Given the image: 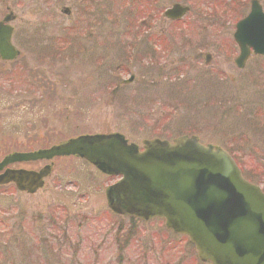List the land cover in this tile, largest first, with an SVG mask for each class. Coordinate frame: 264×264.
<instances>
[{
  "label": "rangeland",
  "instance_id": "obj_1",
  "mask_svg": "<svg viewBox=\"0 0 264 264\" xmlns=\"http://www.w3.org/2000/svg\"><path fill=\"white\" fill-rule=\"evenodd\" d=\"M243 1L93 0L95 12L90 6L75 12L79 0H0V18L6 6L17 15L14 43L28 47L22 58L39 90L29 98V91H14L10 98L22 97L14 101L0 82V157L14 146L43 148L84 133L120 132L138 145L194 135L234 151L244 173L264 182V136L245 123L248 113L264 112V57L251 56L242 69L234 65L232 34L247 11L249 0ZM174 2L190 11L167 22L162 12ZM62 6L74 10L66 16ZM155 6L158 38L148 19ZM76 19L90 22L85 32L138 37L116 52L95 34V45L83 49L73 41ZM55 40L62 44L50 45ZM115 180L66 157L33 194L1 187L0 264H206L162 220L112 213L104 188Z\"/></svg>",
  "mask_w": 264,
  "mask_h": 264
},
{
  "label": "water",
  "instance_id": "obj_2",
  "mask_svg": "<svg viewBox=\"0 0 264 264\" xmlns=\"http://www.w3.org/2000/svg\"><path fill=\"white\" fill-rule=\"evenodd\" d=\"M188 7L174 4L165 12L182 16ZM11 15L5 17L10 20ZM0 22L2 49L9 58V29ZM242 67L250 49L264 54V14L252 8L233 35ZM1 42V41H0ZM209 56L207 55V58ZM85 158L107 175L121 178L105 190L107 206L117 214L149 220L164 218L165 227L188 236L201 261L211 264H264V193L245 180L231 156L222 148L203 145L196 136L143 140V150L120 133L80 135L29 153H11L0 169L13 161L51 158L55 155ZM45 170H8L0 182L13 180L20 190L42 186Z\"/></svg>",
  "mask_w": 264,
  "mask_h": 264
},
{
  "label": "flooded vegetation",
  "instance_id": "obj_3",
  "mask_svg": "<svg viewBox=\"0 0 264 264\" xmlns=\"http://www.w3.org/2000/svg\"><path fill=\"white\" fill-rule=\"evenodd\" d=\"M83 1L84 0H79V2H81L83 5H81V3H80L75 8V12H79V11L83 12L84 9L89 8V6L91 9L93 8V12H95L97 10L95 8L96 5L94 4L93 0H87V2H85V1L83 2ZM243 2H245V0ZM252 2L254 3V5L259 4L261 7V10L264 13V0H249V3H248L249 5L245 4L248 7H247L246 14H244V16L247 15V13L250 11L251 6H252ZM152 5H153V3H152ZM241 7H244V3H242ZM67 8H69V10L66 8L64 9L62 6L60 11L63 15L69 16L71 14L72 10H74V9L71 10L70 7H67ZM150 12L151 13H148V19H149V21H151V23H153L152 27H154V29L155 28L157 29V30L156 29L154 30L155 32H153V35H156V37L158 38L159 35H162L160 32L159 26H158L159 25L158 23L160 22V20H159V15H160L159 8L155 6V9H153V10L151 9ZM95 18L97 20H99V18L97 16H95ZM167 22H169V21L167 20ZM89 23L90 22H88V21L81 23V21L79 19H76V22L72 23L75 26V29L78 30L72 34L73 35V41L77 47L87 49V47H84L85 45H87V43H91V44L95 45L96 40L94 38V35L95 34H97V35L102 34V36L99 37L97 39V41L98 42L100 41L99 43L102 46L106 47L108 50H109V48H114L116 52H120V50H122L121 48L124 46V44L126 47L129 45L127 39H129V38L136 39L138 37V35H135L133 33H128V32L127 33L126 32L118 33V32H110L107 30L103 33H98V32H96V30H90L88 32L82 31L85 29L86 26H89L88 25ZM141 24L142 25L146 24L145 26L148 27L149 23H148V21H146V22L142 21ZM12 27H13V32H12L11 40H12L13 44L15 45V43H14V40H16V39H14L15 27H14V25ZM137 32H139V29L137 30ZM23 34L25 35V38L23 36H21V38H22L23 42L25 44H27V42L30 41L29 33L27 35L28 37L26 36V33H23ZM153 35H152V37H154ZM145 38H147L148 40L151 41L150 34H147ZM50 40H52V39H50ZM123 40H125V41H123ZM53 43L59 44V43H61V40H55V41H53ZM16 48L19 50V52H18L19 54L16 55L13 60L0 59V82L2 84L6 83V82L8 83L7 98L14 100V101H16L15 100L16 97L20 96V95H18L17 92H15L14 93L15 95H13L12 98H10L11 96H9V95H12V93L14 91H22L24 93H27L29 91L27 98L30 97V95L32 94V91H33V93H36V90L39 91L38 85L35 86L34 89L32 88L31 76L27 72V69H26L27 64L24 61V57L22 58L21 50H26L28 47H24V48L19 49L16 46ZM44 51H46V48H44ZM24 56H25V52H24ZM3 88H4L3 86H0V92H3ZM27 150H29L27 147H21L20 148L18 146H14V148L11 151H27ZM3 156L4 155H2L0 157V160L3 158ZM58 159H60V157H53L50 160L41 159V160H34V161L14 162V163H11V164L7 165L6 167H4L3 170H1V172H3L7 168H9V169H27V170L38 171V170H40L46 166H49V170H48L49 175L44 179V184H45V180L50 178L52 173L54 172V169L56 167V162ZM1 187L9 188L10 191H13V189H15V186L13 183L0 185V188Z\"/></svg>",
  "mask_w": 264,
  "mask_h": 264
},
{
  "label": "trees",
  "instance_id": "obj_4",
  "mask_svg": "<svg viewBox=\"0 0 264 264\" xmlns=\"http://www.w3.org/2000/svg\"><path fill=\"white\" fill-rule=\"evenodd\" d=\"M247 119L248 121H246L245 119V123L248 125V128H252L254 130H256V132L259 133L260 136H264V112H261L259 110H256L255 112L253 113H248L247 115ZM228 152L231 154V156L234 158V160L236 161V163L239 165L243 175L251 182H254L256 184L258 183H263V191H264V182H261V179H255V177H253V172H251L250 174V171L246 172V174L244 173L243 171V166L241 165V163L236 159V155L234 154V151H229ZM256 181H255V180Z\"/></svg>",
  "mask_w": 264,
  "mask_h": 264
}]
</instances>
